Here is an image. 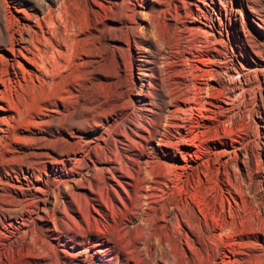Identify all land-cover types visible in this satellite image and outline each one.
<instances>
[{"label": "bare ground", "instance_id": "bare-ground-1", "mask_svg": "<svg viewBox=\"0 0 264 264\" xmlns=\"http://www.w3.org/2000/svg\"><path fill=\"white\" fill-rule=\"evenodd\" d=\"M165 1L83 0L90 14L96 7L119 24L114 29L120 31L121 42L116 46L126 58L122 81L116 86L123 95L115 106L79 124L80 113L101 100L87 99L88 88L83 85L75 89L77 94L71 88L65 91L78 99L63 98L61 115L65 118L78 110V116L70 126L62 123L56 128L54 137L65 142L66 132L83 146L61 159L68 169L56 173L51 185L28 187L21 220L1 222L0 264H111L118 257L112 252L115 238L136 264L208 259L213 243L222 259L224 238L237 225L264 242V0ZM51 2L54 7L47 6L33 23L15 28L16 23L4 22L2 47L13 60L26 58L38 72L18 71L14 63L6 62L3 75L13 73L25 82L35 78L37 83L32 84L53 88L70 71L82 1ZM194 49L201 52L195 54ZM213 102L221 119L210 120L206 114V104ZM192 109L198 110V117L191 115ZM121 116L125 124L119 123ZM208 121L218 124L211 128ZM251 121L263 138V169L256 178L251 171L261 167H256L260 158L248 151V145L241 146L243 139L250 140ZM88 126L94 129L84 130L89 135H78ZM236 127L241 132L232 134ZM206 128L208 140L218 143L214 147L203 139ZM181 144L195 149L184 151ZM177 153L183 158L181 165L174 163ZM211 173L225 186H220L219 194L205 190L198 195L196 188L207 189ZM177 193L186 195L183 201H177ZM33 212L51 222L46 225L49 239L39 227H22ZM117 214L126 221L118 222ZM91 228L101 236L91 235ZM16 234L23 241L12 237ZM170 242L181 248L180 254L170 250Z\"/></svg>", "mask_w": 264, "mask_h": 264}, {"label": "rangeland", "instance_id": "rangeland-1", "mask_svg": "<svg viewBox=\"0 0 264 264\" xmlns=\"http://www.w3.org/2000/svg\"><path fill=\"white\" fill-rule=\"evenodd\" d=\"M77 1H82L80 4L82 6L81 10L83 12L80 10V13L76 14L79 33L76 36L74 47V64L62 82L53 88L38 87L37 85L32 84L33 81L34 83H37L35 78L32 79L33 81L28 80L25 82L21 76L18 78L14 77L13 73L3 75L6 62L9 64L14 63V68L18 71L21 69L34 71L36 73L38 71L23 56L13 60L11 52L4 49L0 44V224L1 222L4 223L7 220H21V216H25V211L27 208L26 197L29 195L28 187H33V184L35 183H42L44 187L51 185L55 181L53 176L56 173H60L61 171L66 170V168L68 169V164L66 163L65 166L62 165L61 159L66 158L67 154L70 155L75 153L83 146V143L79 142V140L76 138L73 139L69 137L66 132L63 133V136H65V139H67L65 142H58L54 137V135L58 134L56 128L58 129L62 123L65 124V126H70L72 119L74 117L77 118L78 116L77 110L75 114L63 118L64 116L61 115L63 109V98L67 97V100L65 99L66 102L69 100L68 98H70L69 101L77 102L78 98L74 96V94H77L75 89L80 88L83 85L88 88L87 99L93 100V98H99V100H101L100 105H98L95 101L94 105L90 107L87 112L80 113L79 124H82V122L87 117H91L92 114L100 112L101 109L104 110L115 106L117 101L122 98L123 94H120V91L117 90V86L120 84L119 81H122L121 76L124 74L125 68L123 65V59L126 58V53L123 50L118 49L116 46L121 42L119 41L120 31L114 29L119 24L113 19V17H110L108 13L107 15L101 11L97 12L96 7H94V10L96 9L94 14H90V12L86 10L88 8L85 7L83 0ZM162 2L166 1L162 0ZM260 4L261 3L258 2V5ZM47 6L54 7V4L51 2V0H0V33L3 30L5 31V23L6 25L9 23V26L10 24L14 25L16 23L14 25L15 28H17L19 25H22L26 21L33 23V21H36V17L41 16V12L46 11L45 9ZM87 13L88 15H86ZM26 14L28 16L31 14V16L26 17ZM25 33L26 32H24V34ZM198 50L199 49H194L195 54L201 52ZM227 54L231 55V52L228 51ZM197 64L199 66H205L199 61H197ZM9 70L12 72L11 66L9 67ZM211 82L216 86L214 81ZM70 88L74 94L72 93L68 96L65 94V91ZM216 103L217 102L206 104L208 108V112L206 111V114L210 120H213L214 118H222L219 113L215 112L217 108ZM191 105H196V102L193 101ZM192 112V116L198 117V110L192 109ZM118 121L120 124H125L126 118L121 116L118 118ZM206 124H208L209 127L214 128L218 123L208 121ZM251 124L252 128H254L252 133L249 135L250 140L248 141L243 139L242 144H240L241 146L246 145V147L248 145V151H252V155L260 158L258 159L256 157L259 162V164L257 163L256 167H258V165L261 167L255 168L254 166L255 171L254 169L251 171L254 172L253 174L256 178L262 173L261 170L263 169V160L261 159L260 153L263 144V138L257 131L259 130V126H257L254 121H251ZM237 127L235 131L236 133L232 134L241 132L237 131L240 130ZM92 128V126H88L86 128L83 127L79 129L80 131H78V135L87 136L89 135V132L84 130L91 129L90 131H93L94 129ZM207 133L208 128L203 131L202 135L203 139L205 138L204 140L207 139V145L213 147L216 146L218 143L208 140L209 138H207ZM227 140L229 141V137ZM247 141L248 143H245ZM180 146L184 151L187 152L193 151L195 149L191 144L188 146L181 144ZM177 156L179 160H176L174 163L177 165L183 164L182 156L179 153H177ZM85 158L87 157H84L82 160L85 161ZM251 161L254 162V160ZM190 162L192 164H196L193 160ZM231 164H235V158L231 159ZM212 174L213 173L210 175L211 181L209 180L207 182V189H205L203 185H201L202 187L199 186L196 188L198 195H204L205 190L207 192L211 190L212 192L219 194L220 186H225L223 183H221L220 179H215V174H213V176ZM24 175H27V179L23 178L25 177ZM256 185L258 187L261 186L260 182L258 181H256ZM223 193L228 195L225 190ZM175 197L177 201L180 202L181 200H184L186 195L183 193L179 195L177 193ZM261 197L264 200L262 195ZM237 199L238 202L241 203L239 197H237ZM209 202L208 204L206 203L207 207L209 205L211 206V202ZM243 204L245 203H242V205ZM195 208L199 215L200 213L197 209V206H195ZM240 212L241 210H239V213ZM110 215L111 214H109L108 211V220L112 223L113 218ZM214 215L218 216V213L214 212ZM200 216L202 217L201 214ZM114 218L118 222L121 220L126 221L124 218L120 219V214H117V216ZM24 223L26 225L22 224L23 228H29L34 225L37 227V230L39 227V231L43 234V236L46 234L44 236L46 239L51 237V234L47 230L46 226L49 225L48 227H50L51 222H45V220L39 218L35 212L30 214ZM233 230L235 231H232L229 236L224 238L225 253L223 254L224 257L222 256L223 260L221 257L216 255V244L213 243L214 245L212 244L210 247L211 251L209 249V255L211 256H209L210 258L208 257V259L210 260L203 256L201 259L204 260H201L199 257V261L198 259L193 258L184 260L182 263L211 264L212 261L214 264H264V242L261 241V239L255 240L250 235L246 234L245 228L239 227V225H237ZM90 232L92 233L91 235H99V237L101 236L100 234H97L98 232L94 228H91ZM108 235L111 238H115V236L111 235L110 233ZM12 237H17L19 242L23 241L24 239V237L19 234H16V236L14 235ZM96 238H98V236H96ZM170 244L171 242L169 245ZM174 246H176L175 249L173 248ZM177 246L178 245L171 244L170 250L174 251V253L180 254L181 248ZM113 248V254H118L117 258L119 259L114 258V260L111 261V264H126L127 262V264H136L134 263L135 260L123 250V247L119 241L116 240V238ZM184 250H186V248H184ZM230 250H232V252ZM219 251H221V248H219ZM125 260L127 261L125 262ZM182 263L180 262V264Z\"/></svg>", "mask_w": 264, "mask_h": 264}]
</instances>
